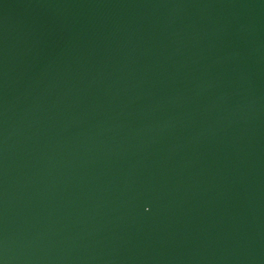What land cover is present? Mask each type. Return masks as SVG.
Returning <instances> with one entry per match:
<instances>
[{
  "label": "water",
  "instance_id": "95a60500",
  "mask_svg": "<svg viewBox=\"0 0 264 264\" xmlns=\"http://www.w3.org/2000/svg\"><path fill=\"white\" fill-rule=\"evenodd\" d=\"M0 264H264V0H0Z\"/></svg>",
  "mask_w": 264,
  "mask_h": 264
}]
</instances>
